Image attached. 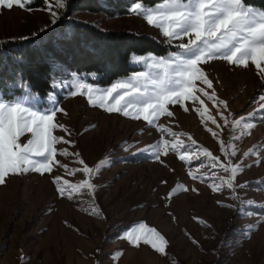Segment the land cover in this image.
Returning a JSON list of instances; mask_svg holds the SVG:
<instances>
[{
  "label": "rangeland",
  "instance_id": "obj_1",
  "mask_svg": "<svg viewBox=\"0 0 264 264\" xmlns=\"http://www.w3.org/2000/svg\"><path fill=\"white\" fill-rule=\"evenodd\" d=\"M44 7V0H34L32 11L19 7L0 8V40H25L21 37L29 38L51 28L66 11V8L61 10L53 23L50 13L41 10ZM70 17L102 30L150 36L165 50L160 54L132 53L128 64L133 70L105 85L96 83L98 75L95 73H65L55 78L45 96L27 89L15 94L11 89H0V94H4L6 99L27 96L28 106H34L41 112L53 107L63 109L55 113L54 120L66 126L71 135L60 129L54 130V135L72 143L58 144V150L67 148L70 153L78 152L79 158L93 168L102 159L109 161L99 175L91 178V182L97 185L95 193L90 195L85 189L71 200L57 193L52 177L59 175L78 184L88 178L83 173L70 175L57 166L51 174L29 172L9 175L6 183L0 185V264H264V183H261L264 181V110H259L264 79L257 75L255 65L249 62L247 68L238 67L224 59L201 63L199 67L207 74L213 88H206L200 81H194L195 85L206 88L209 93L214 89L216 97L227 102V109L223 105H214L199 92L195 94L203 100V105L186 100L182 104L168 105L174 115H162L157 125L187 134L172 137L161 133L157 127L148 126L142 118L132 119L118 112L106 111L90 104L86 95L72 93L81 82L103 92L134 74L155 73L157 70L147 67L146 63H133V55L147 56L151 53L156 57H166L178 51L176 45L181 41L174 40L169 44L160 29L149 25L139 15L129 14V11L124 15L107 16L72 10ZM183 42L187 43V38ZM140 90L142 88L133 90L130 96ZM124 91L118 90L120 95ZM116 96L117 92H114L107 101V107L116 103ZM184 107L189 110L184 111ZM196 107H206L208 114L221 127L207 118L202 122L193 110ZM220 113L229 121L244 117L255 127L242 135L245 132V124L242 123L235 132V136L241 138L235 139L231 123L225 126ZM253 113L255 115H251ZM207 129L216 132L218 137ZM189 136L196 141V147L207 148L213 156L219 157V163L227 164L231 159L233 165L245 166L235 179L237 185L248 182V187L237 188L239 200L231 199L226 188L214 192L208 181L201 182L188 175L189 171L197 176L214 172L216 183H220L221 177L228 178L229 174L220 168H211L202 153L168 151L167 155L160 156L163 163L147 155H133L161 139L191 145ZM27 138L22 137V142ZM221 140L229 152L233 149L228 145H233L236 150L234 157L221 152ZM249 149H253L254 154L245 157ZM179 154L187 155L191 165L181 161ZM56 159L70 169L83 167L75 162L78 158L74 155H57ZM257 160L260 161L258 166ZM178 183L188 189H198V192L182 191L170 200L165 199ZM217 201L235 207L221 206ZM90 208H98L102 215L91 214L87 211ZM237 209L241 210L238 212ZM193 217L202 218L209 227L201 225ZM140 223L155 228L165 237L168 241L166 255L157 253L143 242L134 247L122 238L125 230H131ZM248 225L255 227L249 236H245L243 233ZM118 251L123 255L113 260L112 255ZM21 257L27 259L22 261Z\"/></svg>",
  "mask_w": 264,
  "mask_h": 264
},
{
  "label": "snow or ice",
  "instance_id": "obj_2",
  "mask_svg": "<svg viewBox=\"0 0 264 264\" xmlns=\"http://www.w3.org/2000/svg\"><path fill=\"white\" fill-rule=\"evenodd\" d=\"M33 3L34 0H0V8L19 7L22 10L32 11ZM44 4L45 7L41 10L48 11L55 23L60 11L67 7V0H44ZM128 11L129 14L139 15L149 25L160 29L161 34L168 38L169 44L174 40H180L181 42L176 45L178 51L169 53L166 57H156L151 53L147 56L133 55V63H146L147 67L157 71L134 74L125 81L114 83L111 88L103 92L94 90L92 85L81 82L76 85V91L72 95H86L93 106L105 108L109 112H118L132 119L142 118L148 126L157 127L161 133L177 137L187 134L176 133L163 125H157V121L162 115L168 117L174 115L168 105L182 104V101L185 100L203 105V100L195 94L199 92L214 105H223L227 109V102L216 97L214 89L211 93L206 90V88H213V85L208 80L207 74L199 67L201 63H207L211 59H224L232 65L247 68L251 62L257 69V75L264 79V9L246 5L244 0H158L153 6H145L143 0H136ZM185 38H187V43L183 42ZM21 39H28V37H21ZM194 81H200L206 88L197 87ZM141 88L142 90L137 94L130 96L133 90ZM81 89H86V91H81ZM118 90L125 91L123 95H120ZM114 92H117V96L114 97L116 103L107 107V101ZM129 96V99H125ZM259 99L262 102L259 110H264V94ZM97 102L99 103L97 104ZM188 110L187 107H184V111ZM193 110L201 117L202 122L207 118L217 127H221L215 118L208 114L206 107L203 109L196 107ZM57 111H63V109L53 107L41 112L34 106H28L27 96L6 99L4 94H0V185L6 183V178L9 175H23L29 172L41 175L51 174L58 166L63 168L67 174L76 175L79 172L88 177L78 184L64 180L59 175L52 177L56 191L61 197L67 196L71 200L74 195L80 194L85 189L90 195L95 193L97 185L91 182V178L94 175H99L109 161L102 159L93 168L89 167L82 158H79L78 152L70 153L67 148L58 150L56 145L71 144L72 142L64 137L54 135L56 129L71 135L66 126L55 122ZM251 115H255V113ZM220 116L224 120L225 126L231 123L235 139L241 138L235 136V132L242 123L245 124V132H242V135L247 134L251 128L255 127L254 124H248L244 117H241L240 120L229 121L223 116V113H220ZM207 130L212 132L211 129ZM212 135L218 137L216 132H212ZM26 136L28 138L22 142V137ZM189 139L191 140L190 136ZM219 142L221 152L225 156L234 157L236 155V150L231 143L228 148L233 150L229 152L224 142L222 140ZM168 151L202 153L203 158L209 161L211 168H220L223 172L228 173L227 179L221 177L219 178L220 183H216L214 172L197 176L189 171L188 175L192 179H199L201 182L208 181L209 187L214 192L223 191L226 188L231 193V199L239 200L237 188L248 187V182L239 185L235 183L237 175L244 171V165H233L231 159L227 164L219 163V157L213 156L207 148L196 147L195 140H191V145H184L178 140L170 142L161 139L133 155H147L160 161L161 154L167 155ZM253 154L254 150L249 149L245 153V157ZM57 155L65 157L74 155L78 158L75 162L83 167L70 169L67 164H62L56 159ZM178 158L189 165L192 163L185 154H179ZM160 162L163 163V161ZM259 162V160L255 162L257 166ZM161 183H166V181H161ZM182 191L198 192V189H188L178 183L165 199L170 200ZM217 203L225 207H235L230 204L226 205L223 201H217ZM246 203L253 204L255 201H246ZM240 210L237 209L238 212ZM87 211L96 216L102 215L98 208H90ZM173 219H175L174 215ZM193 219L201 225L209 227L202 218L193 217ZM254 227V225H248L243 234L249 236ZM122 238L127 239L134 247H139L143 242L150 245L157 253L166 255L168 241L159 231L144 223L133 226L131 230H125ZM193 242L198 243L195 240ZM122 255L123 252L118 251L112 255V259L117 260ZM26 259V257H21L22 261Z\"/></svg>",
  "mask_w": 264,
  "mask_h": 264
},
{
  "label": "trees",
  "instance_id": "obj_3",
  "mask_svg": "<svg viewBox=\"0 0 264 264\" xmlns=\"http://www.w3.org/2000/svg\"><path fill=\"white\" fill-rule=\"evenodd\" d=\"M135 2L69 0L63 16L51 28L25 40H0V89H11L12 94L27 89L45 96L55 78L65 73H95L96 83L105 85L133 70L128 64L132 53L160 54L165 47L150 36L102 30L70 17L72 10L124 15ZM156 2L143 0L145 5ZM244 3L264 9V0H244Z\"/></svg>",
  "mask_w": 264,
  "mask_h": 264
}]
</instances>
